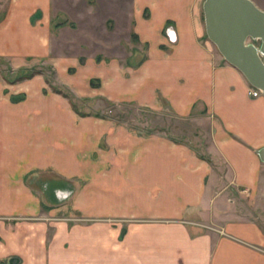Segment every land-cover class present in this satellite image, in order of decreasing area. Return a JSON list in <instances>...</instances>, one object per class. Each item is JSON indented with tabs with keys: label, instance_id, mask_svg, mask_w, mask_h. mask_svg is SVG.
<instances>
[{
	"label": "crops",
	"instance_id": "0c3cea01",
	"mask_svg": "<svg viewBox=\"0 0 264 264\" xmlns=\"http://www.w3.org/2000/svg\"><path fill=\"white\" fill-rule=\"evenodd\" d=\"M203 1L132 0L131 33L148 46L136 66L119 43L99 59L68 53L55 35L66 27L51 31V0L12 1L0 55L14 67L48 61L54 84L163 108L204 130L205 141L198 149L123 121L77 117L42 75L7 83L0 74V264H264V230L229 197L238 189L252 203L259 190L264 95L249 94L206 36Z\"/></svg>",
	"mask_w": 264,
	"mask_h": 264
},
{
	"label": "rangeland",
	"instance_id": "374dc122",
	"mask_svg": "<svg viewBox=\"0 0 264 264\" xmlns=\"http://www.w3.org/2000/svg\"><path fill=\"white\" fill-rule=\"evenodd\" d=\"M12 1L0 0V20L5 17ZM256 1L259 4H264V0ZM131 4L132 0H51V17L53 18L51 19V31L55 27L65 26L64 30L55 31V35L62 42L70 44L66 47L68 53L75 51L74 54L76 55L83 53L85 56L94 55L96 58L103 55L101 52L107 55H115L117 52L116 45L119 43L123 45L124 51L121 53L126 56V59L130 58L128 63L136 66L145 59L148 46L147 43L138 42L136 38L132 37L128 11ZM119 11L121 12L119 13ZM56 12L59 13L56 15ZM144 15L147 16V12ZM40 17L41 13L37 11L33 21ZM116 24H120V28ZM56 41V39H52V43H57ZM253 43L258 46L257 41H253ZM71 44L74 46L71 47ZM78 46L82 47V50H79ZM17 71H35V75H42L48 86H54L61 90L59 94L69 102L77 117L123 121L142 133H160L169 138L190 143L198 149L204 144V130L196 127L193 122L181 119L163 108L155 111L134 105L106 103L98 95L91 96L90 90H85L83 87L73 91L66 85L54 84L55 68L48 61L31 59L21 67H14L8 58L0 55V74L3 78L4 76L12 77L18 73ZM68 72L73 74L75 69L69 68ZM4 80L6 81L5 78ZM79 80L80 78H78ZM98 85V79H91L90 86L92 88ZM214 162V171L220 179H223V163L216 162V160ZM230 196L235 198L240 213L251 212L255 222L264 230V172L259 190L252 203H249V198H247L249 196L238 189H231L229 191Z\"/></svg>",
	"mask_w": 264,
	"mask_h": 264
},
{
	"label": "water",
	"instance_id": "95a60500",
	"mask_svg": "<svg viewBox=\"0 0 264 264\" xmlns=\"http://www.w3.org/2000/svg\"><path fill=\"white\" fill-rule=\"evenodd\" d=\"M202 10L208 39L264 95V10L252 0H204ZM256 153L264 162V146Z\"/></svg>",
	"mask_w": 264,
	"mask_h": 264
},
{
	"label": "trees",
	"instance_id": "16d2710c",
	"mask_svg": "<svg viewBox=\"0 0 264 264\" xmlns=\"http://www.w3.org/2000/svg\"><path fill=\"white\" fill-rule=\"evenodd\" d=\"M132 37L137 39V36L135 34H132ZM97 59H99V57ZM83 60H84L83 58L80 59L81 62ZM35 74H36L35 71H32V72L19 71L17 74L13 75L12 77L4 76V78L6 79L7 82L13 83V82H16V81H22L24 79L31 78ZM50 87H51V89L53 91L61 93V90L55 88L54 86H50ZM22 96L23 95H20L19 97H17V99H21ZM72 106L74 107V105H72Z\"/></svg>",
	"mask_w": 264,
	"mask_h": 264
},
{
	"label": "built area",
	"instance_id": "2783aa9c",
	"mask_svg": "<svg viewBox=\"0 0 264 264\" xmlns=\"http://www.w3.org/2000/svg\"><path fill=\"white\" fill-rule=\"evenodd\" d=\"M164 31H165V35H166L169 42L173 43L176 41V35H175V32L171 26L165 27ZM249 94L251 96L255 97V96L262 95V92L257 88L251 87L249 90Z\"/></svg>",
	"mask_w": 264,
	"mask_h": 264
},
{
	"label": "bare ground",
	"instance_id": "6f19581e",
	"mask_svg": "<svg viewBox=\"0 0 264 264\" xmlns=\"http://www.w3.org/2000/svg\"><path fill=\"white\" fill-rule=\"evenodd\" d=\"M263 94V93H262Z\"/></svg>",
	"mask_w": 264,
	"mask_h": 264
}]
</instances>
